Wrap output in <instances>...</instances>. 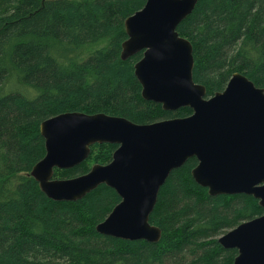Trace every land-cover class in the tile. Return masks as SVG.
I'll list each match as a JSON object with an SVG mask.
<instances>
[{
	"label": "trees",
	"instance_id": "trees-1",
	"mask_svg": "<svg viewBox=\"0 0 264 264\" xmlns=\"http://www.w3.org/2000/svg\"><path fill=\"white\" fill-rule=\"evenodd\" d=\"M3 2V1H2ZM145 0H5L0 10V264H232L217 238L264 213L250 195L210 196L191 176L196 159L161 185L149 222L158 242L122 240L95 230L118 203L104 184L76 201H53L30 176L44 153L39 124L62 112H103L135 123L185 116L141 98L133 64L122 60L123 21ZM192 45L193 80L206 96L234 72L264 88V0H198L178 24ZM105 40L85 57L70 53ZM12 90L2 91L5 83ZM116 145L90 147L83 162L55 178L106 164Z\"/></svg>",
	"mask_w": 264,
	"mask_h": 264
},
{
	"label": "water",
	"instance_id": "water-1",
	"mask_svg": "<svg viewBox=\"0 0 264 264\" xmlns=\"http://www.w3.org/2000/svg\"><path fill=\"white\" fill-rule=\"evenodd\" d=\"M198 0H145L123 21L126 39L120 58L138 53L133 74L141 98L164 111L188 108L191 113L135 123L103 112H62L39 124L45 153L29 174L51 200L76 201L104 184L119 197L95 230L122 240L156 243L161 231L150 224L161 185L169 173L190 158L195 183L210 196L250 195L264 209V88L234 72L223 90L206 96L193 80L190 41L178 24ZM116 145L106 164L87 172L55 178L54 169L83 162L94 144ZM235 249L232 264H264V213L237 224L217 238Z\"/></svg>",
	"mask_w": 264,
	"mask_h": 264
},
{
	"label": "rangeland",
	"instance_id": "rangeland-1",
	"mask_svg": "<svg viewBox=\"0 0 264 264\" xmlns=\"http://www.w3.org/2000/svg\"><path fill=\"white\" fill-rule=\"evenodd\" d=\"M2 1L4 2L5 0H0V10H1V5H3ZM105 43H106V41L103 40V41H100L98 43H95V44H92V45H87V46H85V47H83L81 49L75 50L72 53H70V56H71L70 58L75 59V58L85 57L87 53H90V52H92V51H94L96 49L101 48L103 45H105ZM4 90H12L10 88V84H8L7 82L2 87V91L1 92H3ZM174 116H171V117H174Z\"/></svg>",
	"mask_w": 264,
	"mask_h": 264
}]
</instances>
